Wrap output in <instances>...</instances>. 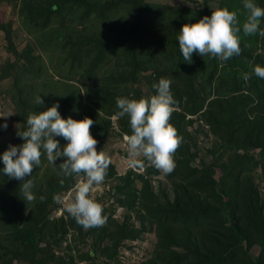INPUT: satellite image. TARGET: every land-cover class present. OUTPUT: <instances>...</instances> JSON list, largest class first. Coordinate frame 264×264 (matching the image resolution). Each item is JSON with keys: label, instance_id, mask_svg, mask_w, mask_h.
I'll return each instance as SVG.
<instances>
[{"label": "trees", "instance_id": "obj_1", "mask_svg": "<svg viewBox=\"0 0 264 264\" xmlns=\"http://www.w3.org/2000/svg\"><path fill=\"white\" fill-rule=\"evenodd\" d=\"M255 2L264 5V0ZM23 6V14H29L37 21L32 23L42 27L47 26L54 15L64 19L76 13L83 24L94 21L99 25L100 30L92 29L96 32L91 34L82 32L75 37L74 33H69L63 39L57 38L56 44L69 50L66 60H71L72 64L75 60L83 64V56L90 57L80 75L81 82L108 65L110 53L120 55L114 71L101 81L104 87L99 93L100 99L94 101L109 118L100 125L94 121L95 114L91 110L82 113V118L87 116L93 120L90 128L96 126L107 133L111 116L119 111L116 99L145 97L133 84L145 81L153 85L163 77L171 81L174 100L185 110L197 113L204 109L202 116L215 136L214 147L209 151L211 159L195 163L199 153L192 151L188 143L193 137L187 130L185 114H173L169 122L176 129L179 145L173 153L175 167L166 173L169 186L160 196L152 191L147 174L160 172L152 164L144 174L130 171L129 175L142 179L141 187L131 188L125 183V186L117 184L116 190H125L133 207L139 210L141 228L129 231L125 225L116 224L112 231L110 227H102L103 242L110 240L111 243L102 249L95 245L81 258H91L90 264H98L97 259L92 258L93 252L99 250L104 255L114 256L121 242L135 239L151 229L156 242L150 258L142 264H264V189L261 190L255 179L259 170L264 179V79L252 74L255 65L264 66V43L258 52L240 44V54L224 61L223 69L210 55L207 57L213 64L211 70H207V62L198 54L199 67L186 64L179 47V59L174 66L150 68L153 59L146 57L145 50L157 36L158 22L173 11L171 5L145 0H25ZM122 12L127 17H119ZM0 28L7 31L1 21ZM151 69L153 71L149 72ZM26 70L30 71V67ZM245 73L250 74L247 81L243 79ZM207 89L214 94L209 101ZM71 94L82 98L78 87ZM90 96L88 98L92 99ZM73 98L69 95L58 101V110L64 118H74ZM117 125L121 132L131 134L127 115L120 117ZM56 139L60 142L62 137ZM96 139L99 151L101 140ZM146 162L144 158L139 166L144 167ZM117 173L110 162L104 180L116 179ZM78 177L71 174L64 180L52 182L25 215L17 205L23 181L15 180L9 190L10 197L0 189V213L14 237L9 245H0V262L12 264L18 258L30 264H75L73 257L69 263L61 257L55 260L52 245L63 240L67 225H74L76 220L73 216L68 220L54 219L51 209L55 207V196L62 189L72 187ZM78 228L81 230L82 225L78 224ZM97 229L101 227L96 226L94 231Z\"/></svg>", "mask_w": 264, "mask_h": 264}, {"label": "rangeland", "instance_id": "obj_2", "mask_svg": "<svg viewBox=\"0 0 264 264\" xmlns=\"http://www.w3.org/2000/svg\"><path fill=\"white\" fill-rule=\"evenodd\" d=\"M152 4H166L174 7L173 11L167 13V16L158 22L157 36L154 42L145 50L146 57H151L150 68H165L168 65L174 66V62L179 59L177 36L181 26L188 22H195L204 16H210L212 10L218 7L227 8L236 13L238 26L244 22L247 12L243 8L242 0H145ZM25 0H0V21L5 23L6 30L0 28V124L7 122L6 129H0V153H2L9 144H20L22 139L17 136V132L26 130V120L29 114L38 113L53 103H57L60 99H66L69 95H73V116L74 119H83L82 113L92 111L95 114L94 121L100 125L104 119L109 118L105 112L100 110L94 103L100 99L101 81L104 77L113 72L117 60L120 57L117 53H110L108 65L102 66L100 71L87 76L84 83L79 79L83 75L85 67H87L90 57L83 56V64L79 60L72 61L67 59V49H63L57 43V38L63 39L69 33L78 34L85 32L87 34L94 33L95 29L100 30L99 25L94 21L89 24L86 21L84 24L79 18V14L67 15L62 19L60 16H53L50 23L45 26H39L32 21L29 14H23ZM258 6L264 8V5ZM119 17H127L126 13L119 14ZM104 28V26H102ZM260 28L264 29V17H261ZM94 29V30H92ZM98 31V30H97ZM240 44L249 46L253 51L262 50L264 36L258 34L245 35L241 30L238 34ZM80 36V35H78ZM38 57V58H37ZM207 62V70H211L213 64L208 62L207 54L203 56ZM199 57L194 52L192 55V64H198ZM31 61V63H29ZM219 63V68L223 69L225 62L216 58ZM116 63V64H115ZM73 65V68L71 67ZM41 66V68H40ZM245 64H240V71ZM30 67V71L26 68ZM153 71V69L148 70ZM221 73V72H220ZM205 77V76H204ZM174 79V78H173ZM83 81V80H82ZM215 83V82H214ZM140 89L141 93L148 97L155 94V90L148 82L141 81L133 84ZM77 87L80 89L82 98L74 93ZM208 90L207 101L214 97L213 92ZM175 96V93H172ZM88 95L92 99L88 98ZM41 97L43 104L37 103V97ZM78 99V100H77ZM57 101V102H56ZM45 107V108H44ZM204 109L197 113H191L185 110L178 102H175L173 114H185L187 122V130L192 133L193 138H189L188 143L194 152L199 153L195 163L202 159L210 160L209 151L213 149L215 136L211 131L210 126L206 123L202 116ZM116 116V117H115ZM114 117V118H113ZM120 116H111V125L104 133L102 129L95 127L90 128V133L101 140L100 148L104 150L109 161L117 170V178L112 180H104L94 185L90 196L95 201L100 203L102 207V215L105 217V222L100 225L101 229L94 231V227L81 230L78 228L77 222L74 225H67V232L63 240L52 245L55 253V260L61 257L70 262L73 257L75 264H90V259L81 258L88 254L93 247L97 245L100 249L111 243L110 240L103 242L102 227H110L113 231L116 224L125 225L129 231L139 230L142 226L139 210L133 207L132 200L128 197L125 190H116L117 184L125 186L129 183L131 188L141 187L143 181L134 174L129 175L130 171L136 173H147V167L151 166L149 161L144 165V170H141L139 164L144 157L138 156L135 158L137 163H133V158L129 155V149L124 136L130 135L127 132H121L118 120ZM190 122V123H189ZM95 128V130H93ZM66 141L62 138L60 145ZM40 157V164L33 168L31 176H25L24 179H31L33 199L31 201L23 200L20 192L18 198V210L25 215L34 207L40 195H42L52 184L59 182L68 177L61 170V162L63 158H58L55 163L50 164L43 153ZM3 164L0 163V168ZM121 177V178H120ZM123 177V178H122ZM150 180L152 191L160 196L161 192L169 186V180L166 173L160 170L159 173L147 174ZM83 177L79 176L75 184ZM256 183L259 184L261 190L264 189V179L260 175V170L255 175ZM16 179H10L3 173H0V189L4 195L10 197L9 190L12 189ZM129 181V182H128ZM64 188L55 196V207L51 209V215L54 219L65 218L68 220L71 215L66 211V205L71 202L74 196V186ZM54 185V184H53ZM59 198V199H58ZM52 206V205H51ZM93 231V232H92ZM117 230H115L116 232ZM114 232V233H115ZM14 237L10 233L9 226L3 219L0 213V245L4 243L9 245ZM52 241V238L50 239ZM100 242L101 243L100 245ZM156 242L155 233L149 229L145 233H141L135 239H127L117 246L116 254H102L93 252V257L97 259L98 264H142L149 259ZM46 246L45 242H42ZM2 249L0 248V252ZM0 264H3L0 262ZM12 264H30L27 260L15 258Z\"/></svg>", "mask_w": 264, "mask_h": 264}, {"label": "clouds", "instance_id": "obj_3", "mask_svg": "<svg viewBox=\"0 0 264 264\" xmlns=\"http://www.w3.org/2000/svg\"><path fill=\"white\" fill-rule=\"evenodd\" d=\"M242 3L247 12L242 25L238 26L235 12L221 7L212 10L210 16L183 24L177 36L183 60L191 63L195 52L202 57L207 54L226 61L240 54L237 34L241 30L245 35L264 36V29L260 28L264 8L258 6L255 0H242ZM252 74L264 79V66L255 65ZM243 79L249 80L250 74L245 73ZM170 83L169 79L162 77L153 83V95L139 99H116L119 109L116 115H127L129 119L131 134H126L124 140L133 163H137L135 158L142 155L164 173L173 171V153L179 145L176 129L169 122L175 104ZM37 103L43 104L39 96ZM58 109L57 102L38 113L29 114L26 130L16 133L23 142L9 144L0 153V163L3 164L0 173L10 179L23 181V200L31 201L32 181L24 177L31 176L33 168L40 164L41 150L50 164L63 158L60 167L64 175L82 174L83 177L75 184L74 196L66 205V211L85 229L100 226L105 222V217L100 203L91 198L90 192L94 185L103 181L110 161L103 149L97 150V139L90 133L93 120L87 116L79 120L72 116L64 118ZM7 126V122H4L0 124V129H6ZM56 137H62L66 143L60 145Z\"/></svg>", "mask_w": 264, "mask_h": 264}, {"label": "built area", "instance_id": "obj_4", "mask_svg": "<svg viewBox=\"0 0 264 264\" xmlns=\"http://www.w3.org/2000/svg\"><path fill=\"white\" fill-rule=\"evenodd\" d=\"M116 117V116H115ZM114 118V117H113ZM141 170H144V167H141Z\"/></svg>", "mask_w": 264, "mask_h": 264}]
</instances>
